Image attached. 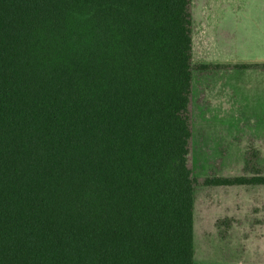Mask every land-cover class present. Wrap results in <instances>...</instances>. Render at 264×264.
Returning <instances> with one entry per match:
<instances>
[{
    "label": "trees",
    "instance_id": "1",
    "mask_svg": "<svg viewBox=\"0 0 264 264\" xmlns=\"http://www.w3.org/2000/svg\"><path fill=\"white\" fill-rule=\"evenodd\" d=\"M192 0H0V264H195ZM232 219L215 222L221 238Z\"/></svg>",
    "mask_w": 264,
    "mask_h": 264
},
{
    "label": "rangeland",
    "instance_id": "2",
    "mask_svg": "<svg viewBox=\"0 0 264 264\" xmlns=\"http://www.w3.org/2000/svg\"><path fill=\"white\" fill-rule=\"evenodd\" d=\"M191 15L194 63L264 64V0H192ZM192 105L196 175H240L250 145L264 160V72L194 77ZM224 217L232 225L221 238ZM193 243L195 264H264V186L197 190Z\"/></svg>",
    "mask_w": 264,
    "mask_h": 264
}]
</instances>
